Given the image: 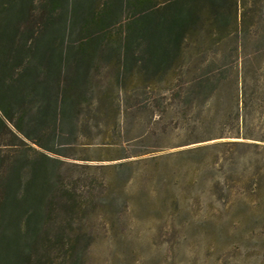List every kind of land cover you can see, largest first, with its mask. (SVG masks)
<instances>
[{
  "label": "rangeland",
  "instance_id": "rangeland-1",
  "mask_svg": "<svg viewBox=\"0 0 264 264\" xmlns=\"http://www.w3.org/2000/svg\"><path fill=\"white\" fill-rule=\"evenodd\" d=\"M180 62L160 79L100 62L83 135L43 150L60 160L55 213L66 214L75 190L86 200L72 211L89 217L72 258L45 249L53 264H264L263 17L245 33L229 20L203 25ZM10 142L0 155L25 181L26 147L36 146Z\"/></svg>",
  "mask_w": 264,
  "mask_h": 264
},
{
  "label": "trees",
  "instance_id": "trees-1",
  "mask_svg": "<svg viewBox=\"0 0 264 264\" xmlns=\"http://www.w3.org/2000/svg\"><path fill=\"white\" fill-rule=\"evenodd\" d=\"M68 2L0 0V146L22 135L37 147H26L25 181L13 157L0 155V233L16 231L0 238L8 239L0 264H53L45 249L69 248L72 258L87 240L89 217L72 211L86 199L63 190L71 194L68 210L62 218L55 213L60 160L43 150L58 153L57 139L83 135L81 112L98 106L88 93L100 62L115 63L119 75L160 79L179 66L203 25L229 20L233 32L245 33L264 19V0ZM1 249H12V259L3 261Z\"/></svg>",
  "mask_w": 264,
  "mask_h": 264
}]
</instances>
